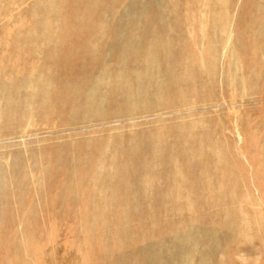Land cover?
Instances as JSON below:
<instances>
[{"label":"rangeland","instance_id":"1","mask_svg":"<svg viewBox=\"0 0 264 264\" xmlns=\"http://www.w3.org/2000/svg\"><path fill=\"white\" fill-rule=\"evenodd\" d=\"M0 264H264V0H0Z\"/></svg>","mask_w":264,"mask_h":264}]
</instances>
